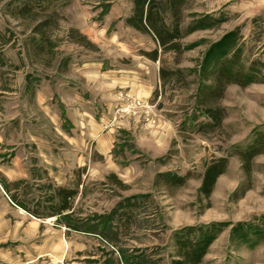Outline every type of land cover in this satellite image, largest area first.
<instances>
[{
  "label": "rangeland",
  "instance_id": "obj_1",
  "mask_svg": "<svg viewBox=\"0 0 264 264\" xmlns=\"http://www.w3.org/2000/svg\"><path fill=\"white\" fill-rule=\"evenodd\" d=\"M132 8V0H0V165L23 146L38 164L36 147H67L54 128L61 114L74 120L67 103L81 93L87 154L60 158L91 164L65 178L84 181L73 219L104 239L93 262L264 264V146L241 159L264 136V0H182L179 52L127 25ZM165 19L174 22L170 12ZM155 49L152 61L145 54ZM222 66L251 79L203 101ZM161 69L175 74L164 82ZM92 129L112 132V156H96ZM220 158L225 172L206 198L203 172ZM48 181L8 190L46 201Z\"/></svg>",
  "mask_w": 264,
  "mask_h": 264
},
{
  "label": "crops",
  "instance_id": "obj_2",
  "mask_svg": "<svg viewBox=\"0 0 264 264\" xmlns=\"http://www.w3.org/2000/svg\"><path fill=\"white\" fill-rule=\"evenodd\" d=\"M146 89L142 86V92ZM73 96L74 98L72 95L69 97L76 101L77 109L71 108V99L67 104L71 106L69 109L72 114L76 115L74 120L70 121L66 114H61L63 124L54 128L62 142L68 144L67 147H36L38 156L44 158L38 164L35 160L28 159L27 155L30 153L23 146L21 157L18 154L12 157L9 167L0 165V264H92L97 259V256L95 258L91 254L92 247L97 248L96 241L104 242V239L92 227L78 226L82 222L86 224V221L81 218L79 221L73 219V201L80 196L79 189H82L84 181L79 180L70 186L65 178V171L89 167L90 161L85 158V162H77L72 166L65 158H60L63 155H75L80 161L82 155L87 154L89 122L86 102L81 93ZM77 114L80 115L78 118ZM72 129L76 131V139L70 134ZM92 131L93 135L90 136L96 156H112V132ZM1 143L2 137L0 161L4 159L2 155L7 153ZM111 177L115 179V176ZM46 179L49 180L47 188L53 193L46 201L34 194H27L26 198L13 195V190H8L10 183H16L18 190L22 187L26 191ZM70 190L75 192L71 198L65 195Z\"/></svg>",
  "mask_w": 264,
  "mask_h": 264
},
{
  "label": "trees",
  "instance_id": "obj_3",
  "mask_svg": "<svg viewBox=\"0 0 264 264\" xmlns=\"http://www.w3.org/2000/svg\"><path fill=\"white\" fill-rule=\"evenodd\" d=\"M181 2L182 0H132L133 11L131 16L126 19V24L139 32L150 34L159 48L163 51L179 52L180 45L177 41L180 38V33L177 17ZM167 12H170V15L173 17L174 22L171 24L166 22L165 16ZM46 24L47 20L39 22V24L35 26L33 33H40V27ZM145 55H147L150 60L157 61L158 50L155 49ZM173 74H175V72H168L164 69H161L159 72V76L164 82L167 79L169 80ZM215 75L213 86L203 90L205 91L203 101L207 102L211 98L215 99L221 97L228 84L235 83L240 86H245L249 79H251L250 76L241 74L239 71L234 72L232 66H222ZM217 114H220L218 110ZM220 124L221 117L217 116L215 125L220 126ZM204 126L206 125H203V127ZM258 145L264 146V136H261L259 140H257V143H255L252 149L241 154V159L245 165L248 164L253 157L261 153L260 150L257 149ZM226 166L227 160L225 158H220L206 166L200 186V192L204 197L208 198L210 196L217 178L225 172ZM182 181L183 180H176L177 183H181ZM74 194L75 192L73 190L65 192L66 197L70 198ZM196 261H198V258H196Z\"/></svg>",
  "mask_w": 264,
  "mask_h": 264
}]
</instances>
